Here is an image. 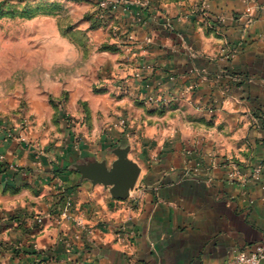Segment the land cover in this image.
I'll list each match as a JSON object with an SVG mask.
<instances>
[{"label": "crops", "instance_id": "obj_1", "mask_svg": "<svg viewBox=\"0 0 264 264\" xmlns=\"http://www.w3.org/2000/svg\"><path fill=\"white\" fill-rule=\"evenodd\" d=\"M149 2L141 24L117 13L123 38L92 34L116 50L54 94L57 123L47 90L26 143H0V217L19 219L4 225L27 261L227 264L264 250V0Z\"/></svg>", "mask_w": 264, "mask_h": 264}, {"label": "rangeland", "instance_id": "obj_2", "mask_svg": "<svg viewBox=\"0 0 264 264\" xmlns=\"http://www.w3.org/2000/svg\"><path fill=\"white\" fill-rule=\"evenodd\" d=\"M97 10L98 0H0V143H26L35 125L32 109H42L39 97L47 90L57 123L64 99L54 94L103 62L109 50L105 44L96 48L91 36L108 28L115 37L118 16H101ZM107 72L100 70L103 77ZM4 220L19 219L0 217V264H46L42 256L27 261L29 247L12 238Z\"/></svg>", "mask_w": 264, "mask_h": 264}, {"label": "built area", "instance_id": "obj_3", "mask_svg": "<svg viewBox=\"0 0 264 264\" xmlns=\"http://www.w3.org/2000/svg\"><path fill=\"white\" fill-rule=\"evenodd\" d=\"M98 6L104 12H108V16H115L121 11L125 16L129 17L134 24H141L143 22L144 14L150 6V2L149 0H98ZM202 14L209 18V14L206 11L202 10ZM122 36L123 35L119 31L115 30V38L120 39L123 38ZM125 42H133V37L129 34L126 35ZM147 43H150V40H148ZM191 89H193V87ZM151 101L158 105L165 103L159 98H153ZM120 126L124 131L128 130V125L125 120L120 121ZM256 174L258 176L260 175V168L256 170ZM70 206L71 203L68 202L67 208ZM64 211L66 213L67 210ZM263 262L264 250H257L253 252L240 251L233 257V259L228 261L227 264H262Z\"/></svg>", "mask_w": 264, "mask_h": 264}, {"label": "trees", "instance_id": "obj_4", "mask_svg": "<svg viewBox=\"0 0 264 264\" xmlns=\"http://www.w3.org/2000/svg\"><path fill=\"white\" fill-rule=\"evenodd\" d=\"M96 14H99V15H103V16H108V12H104L103 10H101L100 8H99V6H98V10H97V12H96ZM105 48H107L108 50H116V46L115 45H113V46H105ZM1 167L0 168H2V167H4V166H2V165H0Z\"/></svg>", "mask_w": 264, "mask_h": 264}, {"label": "water", "instance_id": "obj_5", "mask_svg": "<svg viewBox=\"0 0 264 264\" xmlns=\"http://www.w3.org/2000/svg\"><path fill=\"white\" fill-rule=\"evenodd\" d=\"M122 149H123V148L119 147V148L116 149V151H117V152H122ZM82 169H83V168H82ZM134 177H135V176H134ZM133 181H134V179H132V183L129 184L128 186H131V187H132L133 184H134Z\"/></svg>", "mask_w": 264, "mask_h": 264}]
</instances>
